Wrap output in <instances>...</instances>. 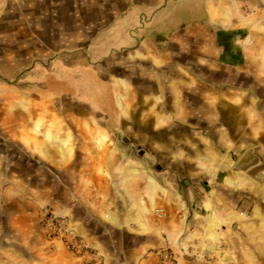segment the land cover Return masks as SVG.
Segmentation results:
<instances>
[{
	"label": "crops",
	"instance_id": "crops-1",
	"mask_svg": "<svg viewBox=\"0 0 264 264\" xmlns=\"http://www.w3.org/2000/svg\"><path fill=\"white\" fill-rule=\"evenodd\" d=\"M50 1L54 56L19 78L35 103L0 120V264L264 256V0ZM42 3L0 0L2 49L45 45L9 35Z\"/></svg>",
	"mask_w": 264,
	"mask_h": 264
},
{
	"label": "rangeland",
	"instance_id": "rangeland-1",
	"mask_svg": "<svg viewBox=\"0 0 264 264\" xmlns=\"http://www.w3.org/2000/svg\"><path fill=\"white\" fill-rule=\"evenodd\" d=\"M55 3V2H53ZM59 8H63L62 4L66 5V2L59 3ZM64 5L65 12H61L62 14L66 13L67 7ZM54 7V5H53ZM41 8L42 12L39 11ZM51 1L50 0H43L41 5H38L37 12L41 14L39 16H35L36 10L34 6L27 7L26 13L27 17H23L22 10L14 9L12 7L10 11V22L9 26L11 29L14 30L10 32V36L16 35L15 39H18V29L22 27V25H26L28 27V37L30 35L33 38L36 37H44V44L40 45L39 43H35V41H31L30 38H27L26 44H23V47H27V51L29 56L25 57H18L16 45L18 41H11L10 48L2 49V45L0 46V56H2L3 52H10L11 54V63L5 66V71L2 70L3 66L0 65V80H2V76L8 79L7 82L0 81V120L3 114H9L10 111L15 110L13 109L16 105H33L35 103V97H31L29 95L22 96L21 94L24 92L22 89L26 88L27 91L29 89H33L34 85L31 81L27 83L24 79L20 80L19 78L28 77L29 73L34 68V64L36 61L47 62L49 61V57L54 56V33H51L53 28L54 20L51 18ZM56 9V8H55ZM65 15V14H64ZM65 22V17L60 18ZM52 21V22H51ZM8 24V23H7ZM14 27V29H13ZM6 35V34H1ZM1 43H3L1 41ZM81 44V43H79ZM65 45V42L64 44ZM32 48V49H30ZM62 49V48H60ZM58 50L60 53L62 50ZM36 54V56H35ZM2 62V58H0V63ZM29 92V91H28ZM40 100V99H39ZM1 131V130H0ZM45 218V217H44ZM225 248H220L216 254H213L211 258L198 256L199 264H237L228 259L225 256L224 252ZM252 264H264V256L254 258V262Z\"/></svg>",
	"mask_w": 264,
	"mask_h": 264
},
{
	"label": "built area",
	"instance_id": "built-area-1",
	"mask_svg": "<svg viewBox=\"0 0 264 264\" xmlns=\"http://www.w3.org/2000/svg\"><path fill=\"white\" fill-rule=\"evenodd\" d=\"M49 237L63 240L70 249H79L80 244L76 239L74 231L70 228L66 218L57 216L54 212L48 211L45 215L44 225ZM164 264H177L176 258L170 252L161 253Z\"/></svg>",
	"mask_w": 264,
	"mask_h": 264
}]
</instances>
